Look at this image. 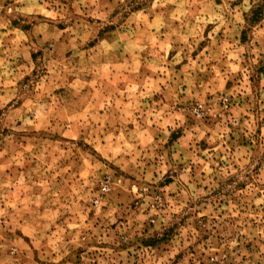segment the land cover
Masks as SVG:
<instances>
[{
    "label": "rangeland",
    "instance_id": "374dc122",
    "mask_svg": "<svg viewBox=\"0 0 264 264\" xmlns=\"http://www.w3.org/2000/svg\"><path fill=\"white\" fill-rule=\"evenodd\" d=\"M0 264H264V0H0Z\"/></svg>",
    "mask_w": 264,
    "mask_h": 264
},
{
    "label": "built area",
    "instance_id": "2783aa9c",
    "mask_svg": "<svg viewBox=\"0 0 264 264\" xmlns=\"http://www.w3.org/2000/svg\"><path fill=\"white\" fill-rule=\"evenodd\" d=\"M225 106H227V103H225ZM106 189H107L106 186L102 187V190H106Z\"/></svg>",
    "mask_w": 264,
    "mask_h": 264
}]
</instances>
